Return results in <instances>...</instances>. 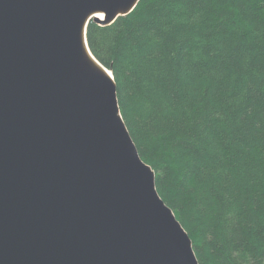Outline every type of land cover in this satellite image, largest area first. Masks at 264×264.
Wrapping results in <instances>:
<instances>
[{"label":"water","instance_id":"obj_1","mask_svg":"<svg viewBox=\"0 0 264 264\" xmlns=\"http://www.w3.org/2000/svg\"><path fill=\"white\" fill-rule=\"evenodd\" d=\"M138 2L0 0V264H199L87 43Z\"/></svg>","mask_w":264,"mask_h":264},{"label":"trees","instance_id":"obj_2","mask_svg":"<svg viewBox=\"0 0 264 264\" xmlns=\"http://www.w3.org/2000/svg\"><path fill=\"white\" fill-rule=\"evenodd\" d=\"M86 38L199 264H264V0H139Z\"/></svg>","mask_w":264,"mask_h":264},{"label":"bare ground","instance_id":"obj_3","mask_svg":"<svg viewBox=\"0 0 264 264\" xmlns=\"http://www.w3.org/2000/svg\"><path fill=\"white\" fill-rule=\"evenodd\" d=\"M101 18V17H100ZM108 73H109V71H108Z\"/></svg>","mask_w":264,"mask_h":264}]
</instances>
